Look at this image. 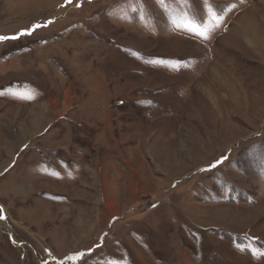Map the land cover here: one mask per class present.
Wrapping results in <instances>:
<instances>
[{"label":"rangeland","instance_id":"374dc122","mask_svg":"<svg viewBox=\"0 0 264 264\" xmlns=\"http://www.w3.org/2000/svg\"><path fill=\"white\" fill-rule=\"evenodd\" d=\"M33 25L0 41V264H264V0H0Z\"/></svg>","mask_w":264,"mask_h":264},{"label":"snow or ice","instance_id":"6c2138e0","mask_svg":"<svg viewBox=\"0 0 264 264\" xmlns=\"http://www.w3.org/2000/svg\"><path fill=\"white\" fill-rule=\"evenodd\" d=\"M160 2H163V0H160ZM38 27H40V25H33L32 29L22 30L19 34L15 35V36H12V37L0 36V41L9 40V39H17V38H19V36H22V35H30L32 33V31L35 30V28H38ZM191 30L195 31V28H193ZM202 34L203 33H201V35ZM223 159L224 158H221V160L216 161L215 164L213 165V167H215L216 164H220ZM0 212H2V209H0ZM0 219H4V217L2 215H0ZM76 255L80 256L81 254L77 253ZM67 259H72V257H68ZM61 264H63V262H61Z\"/></svg>","mask_w":264,"mask_h":264},{"label":"crops","instance_id":"0c3cea01","mask_svg":"<svg viewBox=\"0 0 264 264\" xmlns=\"http://www.w3.org/2000/svg\"><path fill=\"white\" fill-rule=\"evenodd\" d=\"M38 150H39V149H38ZM7 178H8V177H7ZM21 179H24V178H21ZM7 180H8V179H6V181H5L6 184H8V183H7L8 181H10V180H8V181H7ZM112 244H113V243H112Z\"/></svg>","mask_w":264,"mask_h":264}]
</instances>
